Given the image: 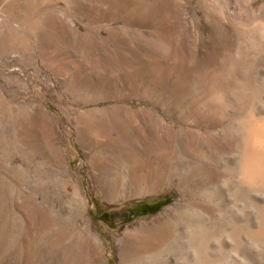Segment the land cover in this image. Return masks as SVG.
<instances>
[{"label": "bare ground", "instance_id": "6f19581e", "mask_svg": "<svg viewBox=\"0 0 264 264\" xmlns=\"http://www.w3.org/2000/svg\"><path fill=\"white\" fill-rule=\"evenodd\" d=\"M9 1L0 0V12L4 11L0 13V34L6 30L11 33L14 26L23 28L22 22L33 20L44 0ZM153 1L161 4L162 0ZM226 1L228 16L222 19L181 20L185 32L184 44H180L182 52L178 40L175 47H167V56L153 54L150 71L147 70L150 74L148 132L140 130L141 121L118 105L114 112H123L122 118L113 112L101 119L111 126H120L125 141H137L142 147L144 155L138 159V170L128 175L125 188L119 190L121 178L117 174L111 186L106 185L102 171L107 164L95 158L93 148L87 146L86 152L93 155L96 169L92 181L108 199L146 195L163 188L177 191L174 200L155 217L122 231L117 239V264H264V0ZM233 11L236 17H231ZM197 25L213 36L220 32L229 35L230 31L240 34L238 29L242 28L247 31L250 51L238 59L228 56L219 71L211 65L208 69L205 62L211 52L204 47L200 55L193 52L200 38V33L194 32ZM11 36L4 46L10 45ZM201 38L207 44L214 40L202 35ZM239 59L248 60V70L238 68ZM4 106L0 108V128L5 130V135L0 134V145L14 144L16 135L24 128L37 126L42 134H49L53 127L43 105L33 104L29 113L23 110L22 113L10 102ZM7 114L9 117L5 118ZM33 136L27 132L19 139L28 144L30 151L35 149ZM79 140L85 143L83 136ZM4 149L1 148L6 154ZM45 151L53 168L50 173L53 188L43 179L35 181L34 171L26 160L21 174L25 177L21 191L24 203L27 206L33 201L42 203L41 232L56 224L52 217L54 209L68 210L69 230L63 229L58 238L69 235L77 238L71 264H100L104 242L88 220L76 225L78 203L85 210L87 200L75 183L71 185L73 192L62 188L63 177L68 172L63 150L47 143ZM128 160L135 161L130 156ZM8 176L1 179L9 187ZM59 183L62 194L57 191ZM10 194L6 186L1 189L2 210H7ZM29 211L25 210L26 215H30ZM82 245L89 246L87 263L78 259L77 251Z\"/></svg>", "mask_w": 264, "mask_h": 264}, {"label": "rangeland", "instance_id": "374dc122", "mask_svg": "<svg viewBox=\"0 0 264 264\" xmlns=\"http://www.w3.org/2000/svg\"><path fill=\"white\" fill-rule=\"evenodd\" d=\"M226 2L162 0L161 4H155L153 0H44L33 20L21 23L23 28L19 25L16 30L14 26L11 33L6 30L0 34V103L10 102L25 113H29L33 104H40L53 120L49 134H42L37 126L24 128L16 135L14 144L0 145V192L6 186L11 193L7 210L0 206V264H71L73 260L77 238L69 234L64 239L58 238L63 229L69 230L68 210L54 209L52 217L56 224L41 232L39 210L42 203L33 201L27 206L22 198L25 177L21 174L26 160L34 171L35 181L40 178L51 186L53 168L45 151L47 143L63 150L68 172L63 177L62 188L73 192L71 185L75 183L87 200L85 210L81 209V202L78 203L80 211L75 210L78 215L76 225L88 220L104 242V257L99 260L100 264H117V239L122 231L155 217L174 200L177 191L168 188L115 200L105 196L92 181L91 176L96 172L92 159L99 157L106 162L102 174L107 186H111L116 174L121 178L118 183L121 190L127 186L128 175L138 170V161L144 153L137 141H125L120 126H111L101 119L113 115L118 105L120 109H126L129 116L141 121L140 130L143 128L148 132V71L153 54L164 57L166 53L167 56V47H175L178 40L179 52H182L185 32L181 20L222 19L228 16ZM0 13L4 14V11ZM236 16L237 13L231 12V17ZM206 31L200 25L195 27L194 32H199L200 38L198 45L193 46V52L200 55L204 48L211 52L212 56L205 62L208 69L213 66L219 71L228 56L234 55L238 59L250 51L247 31L242 28L238 29L240 34L220 32L215 34L216 37ZM9 34L12 35L11 43L4 46ZM201 35L214 40L207 44ZM261 58L259 56L258 60ZM236 63L241 70L249 69L248 60L239 59ZM262 65L257 63V66ZM114 114L116 117L119 114V118L124 115L123 112L116 114V111ZM3 132L5 130L0 133L2 136L5 135ZM27 132L34 135L35 149L32 151L28 144L19 140ZM82 136L85 143L79 140ZM87 146L93 148L94 157L87 153ZM4 147L6 154L1 150ZM129 156L135 161H129ZM7 174L9 187L1 179ZM58 188V193L62 194L61 183ZM153 204L157 207L155 212L137 215ZM25 210H30V215H26ZM88 247L82 245L77 251L82 263L90 259Z\"/></svg>", "mask_w": 264, "mask_h": 264}, {"label": "trees", "instance_id": "16d2710c", "mask_svg": "<svg viewBox=\"0 0 264 264\" xmlns=\"http://www.w3.org/2000/svg\"><path fill=\"white\" fill-rule=\"evenodd\" d=\"M156 209H157V207H155V205L153 204V205H151V206L149 207L148 210L140 211V212L137 213V215H143V214L153 213V212L156 211ZM132 217H133V216H130L129 218H132Z\"/></svg>", "mask_w": 264, "mask_h": 264}]
</instances>
